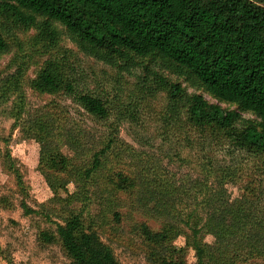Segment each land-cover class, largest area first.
I'll list each match as a JSON object with an SVG mask.
<instances>
[{
    "label": "trees",
    "instance_id": "16d2710c",
    "mask_svg": "<svg viewBox=\"0 0 264 264\" xmlns=\"http://www.w3.org/2000/svg\"><path fill=\"white\" fill-rule=\"evenodd\" d=\"M0 17L51 38L57 35L54 23H58L84 49L110 64L132 62L137 57L172 64L194 85L235 107L209 102L199 93L187 94L181 83L160 76L171 112H183L189 126L228 137L234 148L264 153V0H0ZM7 49L0 32V55ZM21 78V63L0 76V103L16 96L8 114L24 138L39 143V169L49 188L56 193L64 190L65 201L87 200L86 180L103 173L110 148L114 158L120 159L126 145L114 135H105L88 146L89 131L61 129L56 124L61 118L42 108L31 112L25 107ZM30 84L39 92L71 96L89 116L107 114L104 100L89 90L78 91L56 59L47 58ZM242 112L255 118H246ZM62 146L72 154L65 153ZM133 157L136 168L142 158ZM0 158L19 183L15 158L8 151ZM199 167L201 176L187 181L144 172L141 181L130 186L135 189L126 187L129 177L121 170L108 176L114 189L132 191L137 210L164 220L165 226L159 230L145 222L137 226L148 244L163 249L162 255L160 251L152 255L156 264H187L186 246L195 252L193 264H264V195L252 189L253 195L232 197L227 183L232 182L235 169L215 167L210 158ZM60 174L67 176L63 179ZM211 177L217 181L209 185ZM67 179L78 183L79 191L69 192ZM112 197L106 199L110 204L117 200ZM0 206L12 208L14 203L0 193ZM20 206L26 215L37 212L23 199ZM82 210H72L62 223L52 221L53 229L38 232L39 242L58 243L68 264H120L98 232L91 225L84 226ZM113 216L119 220V211ZM180 234L185 236V244L171 245V239ZM207 234L213 237L209 244L203 240ZM0 254L9 264H28L15 262L1 244Z\"/></svg>",
    "mask_w": 264,
    "mask_h": 264
},
{
    "label": "rangeland",
    "instance_id": "374dc122",
    "mask_svg": "<svg viewBox=\"0 0 264 264\" xmlns=\"http://www.w3.org/2000/svg\"><path fill=\"white\" fill-rule=\"evenodd\" d=\"M54 24L57 35L51 38L36 28L23 29L10 19L0 17V32L8 43L7 51L0 55V76L14 71L21 63L26 108L31 112L42 108L58 120L61 118L60 123L56 121L61 129L73 127L89 131L88 146L105 135H114L127 149L120 159L114 158L111 148L107 151L109 159L103 173L86 180L87 200L65 201V191L59 189L56 193L51 190L41 174L39 143L33 138H24L19 129L13 127L15 119L8 112L14 106L16 96L7 103H0V156L8 151L15 158L21 174L18 183L14 173L4 167L0 158V193L9 196L14 203L12 208L0 206V244L15 262L68 264L69 259L59 244H41L38 232L53 229L52 221L62 223L72 210L83 208L84 226L91 225L98 232L120 264H156L152 255L158 251L162 255L163 249L148 244L137 226L145 222L150 228L159 230L165 226L164 220L137 210L130 197L131 190L114 189L108 175L116 170L128 175L126 187L135 189L130 186L139 183L144 172L155 176L156 171L161 178L174 175L181 181L201 176L199 165L210 158L215 167L225 165L236 170L232 182L227 183L232 197L239 193L253 195L252 189L264 195V153L234 148L228 137L189 126L183 112L179 115L171 112L168 92L160 76L178 81L187 94L199 93L209 102L225 108H234L235 105L217 100L178 74L172 64L158 58L137 57L132 62L120 60L116 64L103 61L74 41L61 25ZM47 58L62 63L64 72L78 91L89 90L99 95L106 105V116H89L74 98L63 92L34 90L30 81ZM242 116L255 118L249 112H242ZM61 149L72 154L65 146ZM133 155L142 158L136 168ZM60 176L64 179L67 175ZM215 181L211 177L208 184ZM77 184L73 179H67L65 187L69 192L79 191ZM109 197L117 199L116 204L107 202ZM21 199L37 212L24 214ZM115 211L120 213L119 220L113 216ZM203 240L209 244L213 237L207 234ZM170 244L183 246L185 236H175ZM184 259L187 264L195 261V252L189 246L185 248ZM0 264H9L1 254Z\"/></svg>",
    "mask_w": 264,
    "mask_h": 264
}]
</instances>
